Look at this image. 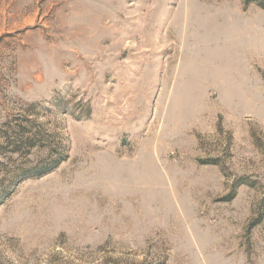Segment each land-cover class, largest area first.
Here are the masks:
<instances>
[{
	"label": "rangeland",
	"instance_id": "374dc122",
	"mask_svg": "<svg viewBox=\"0 0 264 264\" xmlns=\"http://www.w3.org/2000/svg\"><path fill=\"white\" fill-rule=\"evenodd\" d=\"M1 145L0 264H264V0H0Z\"/></svg>",
	"mask_w": 264,
	"mask_h": 264
},
{
	"label": "trees",
	"instance_id": "16d2710c",
	"mask_svg": "<svg viewBox=\"0 0 264 264\" xmlns=\"http://www.w3.org/2000/svg\"><path fill=\"white\" fill-rule=\"evenodd\" d=\"M9 132V131H8ZM10 136L5 139V148L1 145V149H8L9 153H18L27 151V153L40 143L39 131H28L23 127H18L16 131H11Z\"/></svg>",
	"mask_w": 264,
	"mask_h": 264
}]
</instances>
